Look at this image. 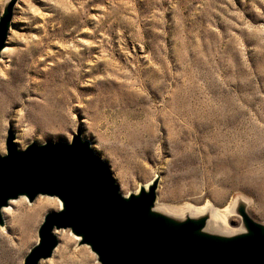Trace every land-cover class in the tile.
<instances>
[{
  "label": "rangeland",
  "instance_id": "1",
  "mask_svg": "<svg viewBox=\"0 0 264 264\" xmlns=\"http://www.w3.org/2000/svg\"><path fill=\"white\" fill-rule=\"evenodd\" d=\"M10 5L0 155L9 136L21 150L79 135L123 195L157 179L172 209L242 197L264 223V0H0V16ZM44 199L9 204L0 264L23 263L58 209L28 224ZM56 236L39 264H99Z\"/></svg>",
  "mask_w": 264,
  "mask_h": 264
},
{
  "label": "water",
  "instance_id": "2",
  "mask_svg": "<svg viewBox=\"0 0 264 264\" xmlns=\"http://www.w3.org/2000/svg\"><path fill=\"white\" fill-rule=\"evenodd\" d=\"M10 13L11 5L0 16V51ZM12 140L9 136L0 155V226L1 209L20 196L29 203L37 196L61 203L44 214L22 264L50 258L58 244L54 232L60 230L78 236L99 264H264V232L245 215V234H203L202 220L174 223L151 211L157 179L146 191L123 196L108 166L79 135L68 143H31L21 150Z\"/></svg>",
  "mask_w": 264,
  "mask_h": 264
},
{
  "label": "bare ground",
  "instance_id": "3",
  "mask_svg": "<svg viewBox=\"0 0 264 264\" xmlns=\"http://www.w3.org/2000/svg\"><path fill=\"white\" fill-rule=\"evenodd\" d=\"M9 27L10 26H8V28ZM8 50L9 48L7 49L5 46L0 51V56L2 55V53L3 55H8L9 54ZM155 181L156 180L154 179L153 181H151L150 183L146 184L144 187H141L139 189L146 191L149 186L155 183ZM156 191L157 189H155V194H156ZM129 194H136V193H128L126 195H123V194L122 195L127 196ZM45 197H47L49 200L44 199V201L41 202L40 206L37 209H33L32 211L28 212V214L26 215L28 224H30L31 222L33 223L38 218L42 210L56 206V203H55V201L57 200L56 198L48 197V196H45ZM18 198H25V197L20 196ZM13 201L14 200L8 201V205L1 209L2 217L4 216L5 213H7L10 216L12 215V212L7 211V209L9 208L8 207L9 204ZM56 202L58 203V209L61 208L60 201L57 200ZM247 206H248V203L246 202V200H244V198L235 197L234 199L230 200V202L222 209H218L214 207L209 202H206L200 208H193L192 206L190 207L189 205L185 204L181 207L172 209L171 207H168L166 205H163L162 203L157 202L156 197H155V201L151 207V211L155 214L162 215L164 218L174 223H181L187 220H192V221L202 220L203 227L201 228L200 233L207 234V235L214 236V237H220V238H231V237H235V236H239V235L247 233V229L245 227L244 218H243L244 215L248 217L249 219H251L252 221H254L255 223H257L264 232V223H260L252 219L250 215L248 214ZM232 215L237 216L239 219L237 223L238 225L237 227H236V224H232L231 222ZM56 232L54 233L56 234ZM73 236L76 238L75 240L79 241L78 236H75V235ZM44 261H40V262H44Z\"/></svg>",
  "mask_w": 264,
  "mask_h": 264
}]
</instances>
